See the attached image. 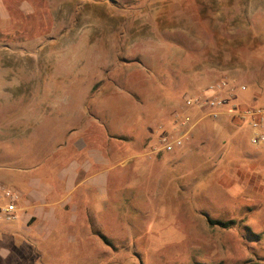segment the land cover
<instances>
[{
  "label": "rangeland",
  "instance_id": "rangeland-1",
  "mask_svg": "<svg viewBox=\"0 0 264 264\" xmlns=\"http://www.w3.org/2000/svg\"><path fill=\"white\" fill-rule=\"evenodd\" d=\"M5 1L0 180L46 161L68 210L39 245L0 222V264H264V144L230 113L264 106V0ZM222 79L217 119L186 107ZM95 105V126L58 116ZM184 115L199 121L190 138L161 150ZM83 156L102 158L97 182L60 186Z\"/></svg>",
  "mask_w": 264,
  "mask_h": 264
},
{
  "label": "crops",
  "instance_id": "crops-1",
  "mask_svg": "<svg viewBox=\"0 0 264 264\" xmlns=\"http://www.w3.org/2000/svg\"><path fill=\"white\" fill-rule=\"evenodd\" d=\"M6 4L7 3L5 0H0V18L6 19L7 13H9ZM35 109H41L43 111L48 110L49 112L53 109H56V107H53V103L50 104L43 102L38 104ZM94 109L96 111V115H94V113H89L87 110H85V107H80L77 111L73 112L72 109H66L65 112L59 113L58 116L60 118H63L64 121L66 119L70 120L71 118H85L87 126L89 124L95 126V124L98 122L96 105ZM54 112L55 114H57L56 110ZM32 115L34 118H36V112H33ZM39 117L42 118L44 117V115L42 113H39ZM233 121L235 125H238V127H245V125H243L242 123L234 119ZM243 131L244 130H239L234 134V137L238 138L239 135L243 133ZM216 132L217 131L209 133V138L217 136ZM235 138L234 140H236ZM86 140H84L85 142L82 144L83 146L86 145ZM82 145H80V147ZM100 162L102 164V158L98 159L96 157L95 160H90L89 158L85 157L82 158L81 164L77 167L73 166L72 168L68 169L59 167L61 169H59L57 178L58 181L61 182L60 186H65V188L71 189L77 188L79 184H95L97 182L96 178L99 174L97 165L100 164ZM45 164L46 161H43L42 164H36L35 166L30 168H22L20 174L16 175V181L14 183H8L3 179L1 180L15 187L21 193V199L19 202V207L21 209L19 221H21L20 223L23 227V230L28 231L29 234H31L32 238L34 237L33 239L37 242V245H39V242H41L42 239H46L47 237H49V235L53 232V230L56 229L57 225L60 224L62 219L65 217V212L68 210V206L64 201L65 197H61L60 199L53 201L52 199H50L52 193L58 189L59 184L56 181L57 179H50L49 181L48 178H43L38 174L37 171L39 169L41 171L43 168L42 166ZM49 166L54 167H47L46 169H51L52 171L56 170L57 166L53 164H50ZM102 172L103 170L101 169L100 173L102 174ZM58 205L62 206L58 208L56 207ZM17 231L18 230H16L14 233L17 234ZM1 240L2 239L0 238V242ZM20 245H23V241L20 242ZM24 248L25 247L23 246L20 247L21 250H24Z\"/></svg>",
  "mask_w": 264,
  "mask_h": 264
},
{
  "label": "built area",
  "instance_id": "built-area-1",
  "mask_svg": "<svg viewBox=\"0 0 264 264\" xmlns=\"http://www.w3.org/2000/svg\"><path fill=\"white\" fill-rule=\"evenodd\" d=\"M228 83L225 79H222L216 87L211 88L212 94L188 96L185 99L186 107H198L208 117L217 119L222 114L225 101L216 92V88L221 90L228 87ZM230 89L233 90L234 88L230 87ZM230 113L232 119L250 128V141L252 144H264V106H236L232 108ZM198 122L194 121L191 115L178 118L176 134L174 136L164 135L161 138L162 147L160 149L174 151L176 148L184 146ZM20 199L21 193L15 187L0 180V222H15L20 219Z\"/></svg>",
  "mask_w": 264,
  "mask_h": 264
},
{
  "label": "trees",
  "instance_id": "trees-1",
  "mask_svg": "<svg viewBox=\"0 0 264 264\" xmlns=\"http://www.w3.org/2000/svg\"><path fill=\"white\" fill-rule=\"evenodd\" d=\"M206 218H207V221L209 222V224L213 227L215 226H220L222 228H225V229H229V228H232L234 227L235 225H238L239 222H241L240 220H228V221H222V220H217V219H214L208 215H206Z\"/></svg>",
  "mask_w": 264,
  "mask_h": 264
}]
</instances>
